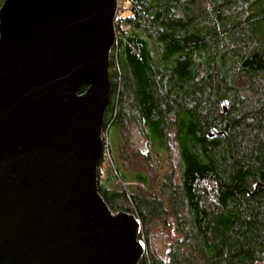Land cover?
I'll return each mask as SVG.
<instances>
[{
    "label": "trees",
    "instance_id": "16d2710c",
    "mask_svg": "<svg viewBox=\"0 0 264 264\" xmlns=\"http://www.w3.org/2000/svg\"><path fill=\"white\" fill-rule=\"evenodd\" d=\"M120 1L129 14L115 23L109 55L108 150L97 168L104 202L113 213L134 214L144 240L162 201L134 192L131 183L144 187L149 178L118 168L109 134L135 121L161 154L173 128L181 174L175 184L167 178L163 199L186 201L189 215L169 264H263L264 0ZM212 127L225 134L209 138ZM137 264L163 263L149 250Z\"/></svg>",
    "mask_w": 264,
    "mask_h": 264
},
{
    "label": "water",
    "instance_id": "95a60500",
    "mask_svg": "<svg viewBox=\"0 0 264 264\" xmlns=\"http://www.w3.org/2000/svg\"><path fill=\"white\" fill-rule=\"evenodd\" d=\"M117 9L118 0L0 9V264H137L146 252L140 222L111 212L98 188Z\"/></svg>",
    "mask_w": 264,
    "mask_h": 264
},
{
    "label": "rangeland",
    "instance_id": "374dc122",
    "mask_svg": "<svg viewBox=\"0 0 264 264\" xmlns=\"http://www.w3.org/2000/svg\"><path fill=\"white\" fill-rule=\"evenodd\" d=\"M120 3H123L124 6V8L120 9V16L122 19L126 17L129 12L126 4L124 2ZM124 29L128 30L127 27H124ZM169 138L171 143L170 148L168 151L160 154L155 150L154 145L146 136L142 126L135 121H132L124 132L121 131L119 136L118 125L112 127L109 140L114 163L117 165L119 163L124 165L126 171L143 172L149 178L150 183L144 187L138 183L130 182L134 192L143 194L147 197L156 196V198L161 201L169 202L171 200L168 198L163 199V197H168L163 191L164 184L167 178L172 179L174 184L178 183L181 170L173 128L170 130ZM104 140H106V133L104 134ZM103 150L105 152L108 149L105 148ZM106 162L109 163V165L111 164L110 157L107 158ZM123 162L126 164H123ZM118 168L122 170V167L119 165ZM132 178L133 176L129 174L127 178L128 182L132 181ZM117 184L121 185L123 188L126 186L120 181H118ZM131 215L134 216V214ZM187 217L188 213L183 214V218L179 219L172 217L171 214L157 215L153 219V224L148 229V233L146 235L144 234V240H142L146 245V252L150 250L163 264H169L171 259L170 255L174 251L175 245L183 238L182 235L179 234L178 224L181 223L180 219H186Z\"/></svg>",
    "mask_w": 264,
    "mask_h": 264
},
{
    "label": "flooded vegetation",
    "instance_id": "af4514ba",
    "mask_svg": "<svg viewBox=\"0 0 264 264\" xmlns=\"http://www.w3.org/2000/svg\"><path fill=\"white\" fill-rule=\"evenodd\" d=\"M254 193L257 192V190H255V186L253 187ZM251 191V190H250ZM248 193V196H252L253 192ZM242 193V192H241ZM169 198V197H168ZM162 207L161 210L157 211L159 214L161 215H165V214H171L172 217H176V218H183V214H187L189 215V207L186 201H181V200H173L171 199L169 202L168 201H162ZM168 207V208H167ZM184 212H182V211ZM185 219H180V221H183Z\"/></svg>",
    "mask_w": 264,
    "mask_h": 264
},
{
    "label": "built area",
    "instance_id": "2783aa9c",
    "mask_svg": "<svg viewBox=\"0 0 264 264\" xmlns=\"http://www.w3.org/2000/svg\"><path fill=\"white\" fill-rule=\"evenodd\" d=\"M121 1L120 0H118V9H117V13H116V17H115V23L117 22V21H119L120 19H121V3H120ZM115 32H116V29H115Z\"/></svg>",
    "mask_w": 264,
    "mask_h": 264
}]
</instances>
